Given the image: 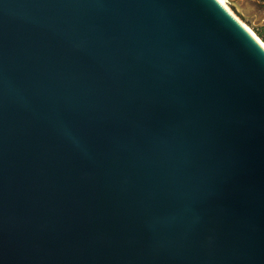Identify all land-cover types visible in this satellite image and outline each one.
Returning <instances> with one entry per match:
<instances>
[{
	"label": "water",
	"instance_id": "obj_1",
	"mask_svg": "<svg viewBox=\"0 0 264 264\" xmlns=\"http://www.w3.org/2000/svg\"><path fill=\"white\" fill-rule=\"evenodd\" d=\"M0 264H264V46L217 0H0Z\"/></svg>",
	"mask_w": 264,
	"mask_h": 264
},
{
	"label": "rangeland",
	"instance_id": "obj_2",
	"mask_svg": "<svg viewBox=\"0 0 264 264\" xmlns=\"http://www.w3.org/2000/svg\"><path fill=\"white\" fill-rule=\"evenodd\" d=\"M232 13L248 26L264 43L257 34L264 36V0H225Z\"/></svg>",
	"mask_w": 264,
	"mask_h": 264
},
{
	"label": "bare ground",
	"instance_id": "obj_3",
	"mask_svg": "<svg viewBox=\"0 0 264 264\" xmlns=\"http://www.w3.org/2000/svg\"><path fill=\"white\" fill-rule=\"evenodd\" d=\"M238 22H240V24L252 35L254 36V38H256V40H258L263 46L264 43L261 41V39L246 25H244L243 23H241V21L232 13L231 9L229 8V6L227 5V3L225 2V0H217Z\"/></svg>",
	"mask_w": 264,
	"mask_h": 264
},
{
	"label": "trees",
	"instance_id": "obj_4",
	"mask_svg": "<svg viewBox=\"0 0 264 264\" xmlns=\"http://www.w3.org/2000/svg\"><path fill=\"white\" fill-rule=\"evenodd\" d=\"M257 34L263 39V41H264V36L262 35V33L261 32H257Z\"/></svg>",
	"mask_w": 264,
	"mask_h": 264
}]
</instances>
